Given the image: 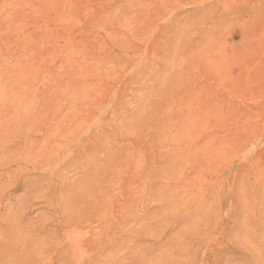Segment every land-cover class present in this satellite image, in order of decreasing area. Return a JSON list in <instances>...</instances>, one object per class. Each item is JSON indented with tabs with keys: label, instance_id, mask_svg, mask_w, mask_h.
Masks as SVG:
<instances>
[{
	"label": "rangeland",
	"instance_id": "obj_1",
	"mask_svg": "<svg viewBox=\"0 0 264 264\" xmlns=\"http://www.w3.org/2000/svg\"><path fill=\"white\" fill-rule=\"evenodd\" d=\"M0 127V264H264V0H0Z\"/></svg>",
	"mask_w": 264,
	"mask_h": 264
},
{
	"label": "bare ground",
	"instance_id": "obj_2",
	"mask_svg": "<svg viewBox=\"0 0 264 264\" xmlns=\"http://www.w3.org/2000/svg\"><path fill=\"white\" fill-rule=\"evenodd\" d=\"M1 123H2V122H1ZM0 128H1V127H0ZM0 137H1V136H0ZM1 138H2V137H1ZM1 138H0V142H1ZM6 144H7V143H6ZM8 144H9V143H8ZM8 144H7V146L10 145V144H9V145H8ZM7 146H6V147H7ZM3 148H4V147H3ZM7 149H8V148H7ZM2 151H3V150H2ZM5 151H8V150H5ZM5 151H4V152H5Z\"/></svg>",
	"mask_w": 264,
	"mask_h": 264
}]
</instances>
